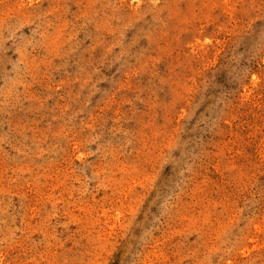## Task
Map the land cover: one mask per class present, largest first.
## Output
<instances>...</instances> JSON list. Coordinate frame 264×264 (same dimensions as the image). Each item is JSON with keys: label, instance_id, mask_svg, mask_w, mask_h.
<instances>
[{"label": "rangeland", "instance_id": "1", "mask_svg": "<svg viewBox=\"0 0 264 264\" xmlns=\"http://www.w3.org/2000/svg\"><path fill=\"white\" fill-rule=\"evenodd\" d=\"M0 264H264V0H0Z\"/></svg>", "mask_w": 264, "mask_h": 264}]
</instances>
